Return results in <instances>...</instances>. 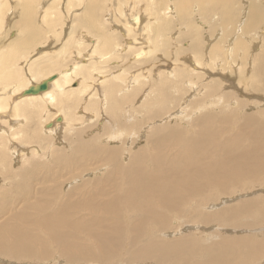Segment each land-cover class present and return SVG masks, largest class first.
Listing matches in <instances>:
<instances>
[{"label": "bare ground", "instance_id": "obj_1", "mask_svg": "<svg viewBox=\"0 0 264 264\" xmlns=\"http://www.w3.org/2000/svg\"><path fill=\"white\" fill-rule=\"evenodd\" d=\"M36 1L0 0V34L4 37L0 43V264H264V259L259 261L264 255V229L221 238L216 232L200 233V237L184 232L195 225L204 231L222 226L264 227V195L244 192L251 184L264 186V49L258 50L261 45L256 42L249 47L238 38L233 43L229 40L224 51L220 37L219 43L209 35L202 38L210 31L204 22L212 21V14L217 17L213 29L222 22L231 24L242 13V27L244 24L251 31L264 21V6L252 1L243 13L235 0H197L195 18L188 19V0H176V16L171 0H162L161 7L153 0L150 5L159 6L156 19L165 29L173 17L187 26L177 32L178 38L180 42L185 37L192 39L187 43L194 51L187 52L196 61L191 54L179 56L176 52L177 58L189 63L190 67H183L177 65L174 52L169 53L171 59L163 58L166 40L171 43V39L162 35L160 48L152 43L155 46L150 51L141 31L142 39L132 35L146 17L141 13L144 18L121 19L122 25L117 18L120 26L114 31L107 25L108 30L98 14L105 0H86L85 11L72 19L61 39L63 31L55 29L62 26V10L54 7L59 0L47 5L48 0L39 2V26L32 6ZM68 1L72 4L67 0L66 5ZM119 5L113 13L123 17ZM13 10L22 13L17 34L9 18ZM79 27L83 31L77 38ZM51 33L61 41L56 49L43 44L34 47L44 34L49 38ZM258 33L263 40L264 22ZM30 47L36 50L32 57L22 56ZM250 50L246 76L243 72ZM156 58L165 68L148 76L143 66L151 71V60ZM236 59L241 61L238 66L233 62ZM226 69H233L235 77ZM144 78L148 88L141 92ZM43 81H47L44 91L23 94ZM256 101L260 104L254 107ZM137 106L141 109L136 121ZM47 109L50 117L38 121V114L42 120ZM84 114L91 118L88 125H81ZM124 117L132 123L127 125ZM173 117L178 119L170 120ZM142 124L146 133L139 127ZM130 125L139 127L140 133L124 137L110 131ZM93 127L98 133L84 138V131ZM41 129L47 136L57 133L68 144L69 153H62L64 146L57 147L55 142L50 150L51 165L43 164V153L35 148L31 155H24L26 144L41 149L48 147H44L46 140L47 145L49 140L54 144ZM104 139L134 146L128 147L133 148L131 157L123 162L124 146H113ZM20 155L24 159L14 170L12 158L17 161ZM99 167H105L102 176L63 189L66 181ZM90 173L85 177L90 178ZM258 189L264 192V187ZM236 190L238 195L225 196ZM174 221L184 224L172 226ZM169 230L174 232L166 233ZM182 232L187 235L175 236ZM54 255L55 262L49 263Z\"/></svg>", "mask_w": 264, "mask_h": 264}, {"label": "rangeland", "instance_id": "obj_2", "mask_svg": "<svg viewBox=\"0 0 264 264\" xmlns=\"http://www.w3.org/2000/svg\"><path fill=\"white\" fill-rule=\"evenodd\" d=\"M51 0H48V1H46L45 2V5H47V3H49ZM60 1L62 2V3H60ZM65 1L67 2V0H59V2H57L56 4H54V7L55 6H57V7H59L61 10H62V13H61V17H60V22H61V24H62V26H59V27H57L56 26V30H58V29H60L61 30V32L65 29V28H67L71 23H72V19L74 18V17H76V16H81L82 14H83V12L85 11V3H83V2H85L86 0H81L82 2L81 3H79V1L78 0H74V2H73V0H72V4L71 3H69V1H68V4L66 5L65 4ZM120 2V3H118V2ZM117 1H115L114 0V2H113V0L111 1V0H105V2L102 4H100L99 5V10H98V14L99 15H101V18L103 17V19H102V22H103V20H104V24L107 26H109L110 28H111V30H113V28H114V31H116L115 30V27H117V25H118V23L117 22H119V20L118 19H120V21H122V20H125V19H127V18H132L134 15H138V16H143V15H145L144 17H142V18H144L141 22H142V24H140V26H141V28H142V26L145 24V27L143 26V29H138L137 28V30H135L136 31V33L135 32H133V34L132 35H134V36H136V37H138V38H140V39H142V35H144L145 37H146V39H148V42H149V44H150V51L152 50H154V46H153V44L155 43H157L158 45H159V48H160V46H161V40H163V36H165L164 37V39H171L172 41H171V43H170V41H168V40H166L167 41V46H166V48H168V49H166L165 48V50L163 51V52H161L162 54H163V58H170V57H168L169 56V53H170V51H171V53L172 52H174V56H175V58H177V56H176V52H179V56H181L183 53H184V55H188V54H191L194 50H193V48L192 47H189V44L188 43H190V41H192V39L191 38H188V37H185V38H182L181 39V41L183 42H180V40H179V38H178V33H180L184 28L186 29V25L185 24H183L184 22H183V20L182 19H179V17H173V18H170L171 19V21H170V25L167 27L166 26V29H165V25L163 24V23H160V22H158L157 21V17L159 18V6L161 7V2H162V0L160 1V0H158L157 2H158V5L159 6H157V5H153V8H152V6L150 5L151 4V2L153 1V0H128V1H126V0H117ZM123 1V2H122ZM135 1H136V3H135ZM244 1V2H243ZM246 1H248L249 3H247ZM252 1H255V3H256V5H259V6H261V5H263L264 6V0H235V5L236 6H240L241 7V11L244 13V10H245V7H249L250 5H251V3H252ZM37 2V3H36ZM36 2H34L33 4H32V6H34L33 7V12H34V15H35V22H36V24L39 26V12H40V7H39V2H41V0H37ZM100 2H101V0H100ZM99 2V3H100ZM111 2V3H110ZM126 2H127V4H126ZM129 2V3H128ZM130 2H131V5H130ZM135 4H134V3ZM137 2H139V3H137ZM160 2V3H159ZM188 2V5H190V6H186V8L188 7V9H187V12H188V19L190 18V17H192L193 16V19L195 18V16H194V12H193V8L194 7H196L195 5H197L199 2L197 1V0H188L187 1ZM192 2H194L193 4H192ZM113 3V4H112ZM120 4L119 5V7L121 6H123L122 7V9H120V10H123L125 13H127V14H125V13H123V11L121 12V13H123L124 15H123V17H121V15L122 14H119V13H117L116 12V14L117 15H114V6H116V8H118L117 7V5L118 4ZM176 0H171V5H172V7H173V11L175 12V16H176V14L178 15V12H177V8H176ZM262 3V4H261ZM82 4V5H81ZM106 4V5H105ZM141 4V5H140ZM248 4V5H247ZM10 5V4H9ZM36 5V6H35ZM111 5H112V8H111ZM138 7H137V6ZM106 6V7H105ZM130 6V7H129ZM145 6V7H144ZM150 6H151V9H150ZM120 7V8H121ZM132 7H133V9H132ZM143 7V8H142ZM147 7V9L145 10V8ZM43 8V7H42ZM110 8V9H109ZM134 8H136V11H135V9ZM148 8H149V10H148ZM113 9V10H112ZM139 9V10H138ZM174 9H176V11L174 10ZM264 9V8H263ZM262 9V11H261V13H262V15H264V10ZM101 10H102V13H101ZM106 10V11H105ZM133 10V11H132ZM143 10V11H142ZM158 10V11H157ZM192 10V11H191ZM135 11V12H134ZM148 11V12H147ZM18 12H20V10L18 11V10H13L11 13L12 14H10V16H9V18L11 19V24L13 25L12 26V28H13V30L14 31H16V34L17 33H19V27L17 26V22H18V19H20L21 18V12L20 13H18ZM114 12V13H113ZM129 12V13H128ZM137 12V13H136ZM101 13V14H100ZM107 13V14H106ZM133 13V14H132ZM141 13V15H139ZM154 13V14H153ZM193 13V14H192ZM149 14V15H148ZM106 16V18H105V16ZM114 15V16H113ZM239 15V16H238ZM237 16H238V18H236V19H234V21L232 20V22H231V24L230 23H226L227 25L228 24H230L229 25V27L228 28H226L225 29V26H226V24L225 23H223L222 22V24L221 25H219V27L218 26H215V28L213 29V28H211L212 26H214L213 24H214V22L217 20V17H216V15H211V20H212V18H213V20L212 21H210V20H208V21H205L204 23L205 24H207L208 25V30H209V27H210V33L209 32H207V33H204V35H203V37L202 38H205L204 36H206V35H209V37H210V39H211V41H213L214 43L215 42H217V43H219L220 42V39H219V37L222 39L221 41L222 42H220L221 43V45H224L223 46V49H224V51H225V45L226 44H228L229 43V40H232V43H233V41L235 42L236 40H238V38H241V40H244L243 42H245V43H247V45L249 46V47H251L255 42L256 43H260V45H261V47H259V45L257 46L258 47V50H260L261 48H263L264 49V46L262 47V45H264V39L262 40V38L260 37V34L258 33V27H260L262 24H263V22L261 23V24H259V25H257L258 27H255V29H254V32H253V29L251 30V31H248V28H245L244 29V27H245V25L243 24V27H242V21H241V19H242V17H243V15H242V13L241 14H238ZM241 15V16H240ZM15 16V17H14ZM110 16V18H108ZM116 16V17H115ZM128 16V17H127ZM190 16V17H189ZM113 17H114V19H113ZM126 17V18H125ZM118 18V19H117ZM122 19V20H121ZM154 20H156V22L154 21ZM173 20V21H172ZM106 21H108V22H106ZM116 21V22H115ZM146 21H149V26L150 27H153V28H151L150 29V27H148V25L146 26V23L148 24V22H146ZM109 22H111V24L112 25H110V23ZM146 22V23H145ZM153 22H155V23H153ZM234 22V23H233ZM237 22V23H236ZM14 23H15V27H14ZM107 23H109V24H107ZM150 23H151V25H150ZM158 23V25H156ZM173 23V24H172ZM191 23V21L190 22H188V26H189V24ZM119 24L120 25H122L123 24V21L122 22H119ZM152 24H153V26H152ZM161 24V25H160ZM192 24H197V23H192ZM240 24V25H239ZM115 25V26H114ZM120 25H118V26H120ZM211 25V26H210ZM107 26V27H108ZM156 26V27H155ZM238 26V27H237ZM17 27V28H16ZM109 27H108V30H109ZM190 27H192V28H194L193 26H190ZM222 27H223V29H222ZM227 27V26H226ZM234 28V30H233V28ZM168 28V29H167ZM175 30H174V29ZM219 28H221L220 30H219ZM17 29V30H16ZM149 29V30H148ZM153 29H156L155 31L156 32H152L153 31ZM162 29V30H161ZM164 29V30H163ZM195 29V28H194ZM236 29V30H235ZM241 29H242V32H241ZM81 32H80V31ZM147 30V31H146ZM161 30V31H160ZM214 30V31H213ZM221 30H223L224 31V34H223V32L221 31ZM225 30H230V31H228L229 33H226L227 31H225ZM256 30V31H255ZM4 31V30H3ZM18 31V32H17ZM82 31H83V29H82V27H79L78 28V32H76L75 33V36L78 38V37H80V35H81V33H82ZM142 32V35H139V32ZM144 31L145 32H148V33H144ZM151 33H153V34H155L154 36H153V34H151ZM172 31V33H170V32ZM219 31H220V33H219ZM247 31H248V33H247ZM85 32V31H84ZM157 32H160V33H157ZM178 32V33H177ZM231 32V33H230ZM252 32H253V34L255 35L254 37H253V35H252ZM163 33V34H162ZM167 33V34H166ZM222 33V34H221ZM226 33V34H225ZM243 33H244V36H243ZM247 33V34H246ZM2 34V33H1ZM0 34V43L4 40V37H2V35ZM157 34H159V35H157ZM177 34V36H175V35ZM229 34V35H228ZM233 34V35H232ZM63 35H64V31L62 32V34H61V39L63 38ZM150 35H151V37H150ZM163 35V36H162ZM219 35V36H218ZM224 35H226L225 37H224ZM236 35V36H235ZM252 35V36H251ZM257 35V36H256ZM96 36V35H95ZM95 36H93V38H94V40H96V41H98L97 40V36L95 37ZM148 36V37H147ZM153 36V37H152ZM158 36H160L159 38H157ZM223 36V37H222ZM240 36V37H239ZM248 36V37H247ZM176 37H177V40L178 41H176ZM129 38V37H128ZM234 40H233V39ZM236 38V39H235ZM244 38V39H243ZM248 40H247V39ZM130 39V38H129ZM145 39V38H144ZM219 41H218V40ZM254 39V40H253ZM259 39V40H258ZM159 40V41H158ZM251 42H250V41ZM259 41V42H257V41ZM224 41H225V43H224ZM246 41H248V42H246ZM40 42V43H39ZM188 42V43H187ZM237 42V41H236ZM60 43H61V41H57V37L55 36V35H53L52 33L50 34V37L48 38V35H43V37H42V39L40 40V41H36L35 43H34V47H36V45L38 44V45H40V44H43V45H49V49H52V50H54V49H56V47L57 46H59L60 45ZM153 43V44H152ZM208 43V41H207V38H206V44ZM212 43V42H211ZM223 43V44H222ZM262 43V44H261ZM173 44V45H172ZM213 44V43H212ZM37 45V46H38ZM57 45V46H56ZM55 46V47H54ZM91 46V45H90ZM175 48H174V47ZM182 46H183V49H182ZM233 46H235L234 44H233ZM34 47H30V48H28V51L25 53V54H23L22 56H24V57H26L27 55H32V54H34L35 53V51H33L34 50ZM145 47V49L147 50L148 49V52H149V46L147 45V46H144ZM181 47V49L179 50V48ZM187 47H189V50H187ZM202 47V46H201ZM89 48V46L88 47H86V49H88ZM159 48H158V50H159ZM185 48V49H184ZM32 51H31V50ZM208 48H206V50H207ZM51 50V51H52ZM175 50V51H174ZM179 50V51H178ZM182 50H185L186 51V54H185V52H183ZM249 50V49H248ZM182 51V52H181ZM187 51H190V52H187ZM34 52V53H33ZM156 52V51H155ZM233 53H234V51H233ZM72 54H74V53H72ZM159 53H157L156 55H158ZM248 54H249V56H248ZM248 54H247V57H248V61L246 62V68H245V70H244V72H243V74H247L246 76H248L249 75V68H250V56H251V50L250 51H248ZM166 55V56H165ZM192 55V54H191ZM233 55V54H232ZM224 56H228V55H225L224 54ZM24 57L23 58H21L19 61L20 62H22V60H24ZM30 57H32V56H30ZM171 58H172V56H171ZM170 58V59H171ZM179 58V57H178ZM177 58V60L178 61H176V63H177V65H181V66H183V67H190L189 66V63H185L183 60H182V58H179L178 59ZM192 58L196 61V58L194 57V55H192ZM219 59L220 58H218V59H216V60H218L219 61ZM157 60V61H156ZM156 60L155 61H153V60H151L152 61V68H151V71H153V72H151L148 68H146V66L144 65L143 66V68L144 69H146L145 70V73L146 74H148V76H152L153 74H155V73H157V72H159V71H161L163 68H165V66H164V64L165 63H163L162 61H160L159 60V58H156ZM202 60H204V59H202ZM205 60H206V57H205ZM215 60V61H216ZM247 60V59H246ZM250 60V61H249ZM181 61V62H180ZM19 62V63H20ZM109 62V61H108ZM183 62V63H182ZM207 62V61H206ZM234 62V64H237V66H238V63H241V61L239 60V59H236V60H234L233 61ZM126 63V62H125ZM205 64H207V63H205ZM200 66H201V64H200ZM202 68H205L204 67V65H202L201 66ZM158 70V71H157ZM236 71H238L237 69H235ZM155 71V72H154ZM225 72L226 73H229L232 77H235L234 76V70L233 69H231V70H225ZM245 76V77H246ZM144 80H146V82L144 81ZM143 81H144V85H143V87L141 88L142 89V91L141 92H144L145 90H146V88H148V85L146 84V83H148V81H147V79H143ZM220 82H222V80H219ZM146 84V85H145ZM144 89V90H143ZM202 90V88L200 89V91ZM228 90H230V89H228ZM231 91V90H230ZM189 92V94L190 93H192L193 91H188ZM237 93V92H236ZM194 96V95H193ZM188 97H185V98H182L181 100L182 101H180V103L182 102H184L186 99H187ZM181 103V104H182ZM259 104H260V102H258ZM257 103V101L253 104L254 105V107H255V105H257L258 104ZM180 104V105H181ZM139 107V108H138ZM141 106H137L136 107V109H135V114H136V116L133 114V119L134 118H136V121H137V119H140L139 117V115H138V110L139 109H141L140 108ZM254 107L253 108H251V110H254ZM44 109H46V107L44 108ZM79 109V108H78ZM176 109V108H175ZM186 109V108H185ZM44 110H42V112H43ZM132 111V110H131ZM185 111V110H184ZM49 111H48V109L47 110H45V112H43L42 113V120H39L40 118H41V113L40 114H38V117H37V120L38 121H44V120H46V118L48 119V117H50L48 114H50V113H48ZM51 113H52V111H51ZM85 115V114H84ZM83 115V120H85V121H82V123H81V125L82 124H84V125H88V123H89V119L91 120V118H88V117H86V115H88V114H86L85 116ZM48 116V117H47ZM46 117V118H45ZM125 118V117H124ZM126 118H127V121H125L126 120ZM125 118V122L127 123V125L128 124H131L132 123V121L133 120H131V119H129L128 117H126ZM170 119V118H169ZM175 119H178L177 117H173V118H171L170 120H175ZM93 122L95 121V119L94 120H92ZM88 122V123H87ZM125 122H123V123H125ZM130 122V123H129ZM167 122V121H166ZM174 122V121H173ZM91 123V122H90ZM96 124V123H95ZM131 126L132 125H130V127L129 126H125V127H120V129L122 130V131H119V129H110V131H114L113 133L115 134V130L116 131H118V132H120L121 134H122V136H124V135H126V137L128 136L127 134L129 133L130 135H132L131 133L132 132H136L137 134L138 133H140V129H139V127H141V129H142V132L143 133H146L147 132V130L148 129H146V130H144V128H146L143 124H142V126H139V127H135V126H132V127H134V129L132 128V131H131ZM40 128H42V125L40 124ZM126 128H127V132H126ZM130 128V129H129ZM93 129H95V131L93 132ZM93 129L91 128V130H89V131H92L93 133L92 134H90V132L89 131H87V132H85L84 131V138H87V137H90L91 135H93L95 132H96V127H93ZM125 129V130H124ZM129 130V131H128ZM144 130V131H143ZM42 129L40 130V133H42ZM131 132V133H130ZM96 133H98V132H96ZM127 133V134H126ZM43 134V133H42ZM46 136V137H51V140H53L54 141V144H53V142H51L49 139V141H48V145H47V140L44 142L45 144H44V147H45V145L46 146H48V147H46V148H42L41 149V147L39 148L36 144H26V146H24L25 147V149L26 150H24L25 152H26V154H24L25 155V157H27L28 155H31L32 153H33V151L34 150H32V148H35L36 149V152H39L40 154H42V156H44L41 160H42V162H43V164L44 165H51L52 164V157H51V155H50V150H52V147L54 148L56 145H57V147H61L62 145L64 146V147H61L62 148V153L65 151V152H67V153H69V151L68 150H66V146H68V144L66 145V141H64L65 139L61 136V137H59V136H57V133H56V135L55 134H48V136L46 135V134H43V136ZM116 135V134H115ZM44 136V137H45ZM53 137V138H52ZM125 137V136H124ZM47 139V138H46ZM59 139V140H58ZM60 140H61V142H60ZM58 141V142H57ZM55 142H56V145H55ZM103 142H109V143H111L110 141H108V140H106V139H104L103 140ZM58 143V144H57ZM60 143V144H59ZM141 143H144V139H142L141 140ZM23 144H24V142H23ZM50 144V145H49ZM115 144V145H114ZM55 145V146H54ZM111 145H113V146H116V145H121V147H122V145L124 146L121 150H123V153L125 154V156H123V158H124V160H122L123 162H126L127 161V159H128V157H131V155H132V149L134 148V146H132L133 148L131 149V150H128V147H131V146H125L124 144H118L117 142H115V143H111ZM50 146V147H49ZM38 148V149H37ZM48 148V149H47ZM127 149V150H126ZM41 150H45L46 152H48V154H45L46 152L45 151H42L41 152ZM125 150V151H124ZM24 152V153H25ZM9 154H10V152H9ZM27 155V156H26ZM10 156H11V154H10ZM42 156H39V157H42ZM12 157V156H11ZM23 156H19L18 157V159H17V161L14 159V158H12V168L15 170V169H18V167H20V165H21V163H22V160L24 159V158H22ZM121 158H122V156H121ZM44 159H46L45 161H46V163H44L45 161H44ZM41 162V161H40ZM50 162V163H49ZM18 166V167H17ZM103 168L105 169V167H99V169H97L96 168V170L93 172L92 170H86L85 171V173L83 172L82 173V175H81V178H73V179H71V180H69V181H66L65 182V184H63V189H67L68 187H70L71 185H73L74 183H77V182H81V180H87V179H94L95 177L97 178V177H100V176H102L103 175ZM101 169V170H100ZM91 172L90 173V178H87V177H85V175H87V174H89V172ZM86 172H88V173H86ZM85 174V175H84ZM93 176H95V177H93ZM2 183V181H0V185H2L1 184ZM264 186H262V187H259L258 185H253V184H251V185H249L247 188H248V190L246 189L244 192L246 193V192H250V193H252V191L255 193L254 195H264V192L263 191H259V189L258 188H263ZM13 188V187H12ZM256 190H258V191H256ZM239 190H236L235 192H234V194H232L231 196H228V195H225L227 198H229V197H234V196H236V195H238V193L237 194H235L236 192H238ZM258 192V193H257ZM225 196H222V199L223 198H225ZM237 200V199H236ZM235 200H232L231 202H229V201H227V203L225 202V204L224 205H227V204H229V203H233ZM85 219H87V218H85ZM177 224H179V225H181V224H184L183 222H178V221H174L173 222V224H172V226L173 225H177ZM197 225H195L193 228H191V229H189V230H186V231H184V232H186V233H196V235L198 236V237H200V235L201 234H208V232L209 233H214V232H216L217 233V235H218V237L219 238H221L222 237V235L224 236V237H235V236H241V235H246V234H248L247 232L248 231H255V230H260V229H264V227L263 226H259V227H256V228H252V229H247V228H241V227H239V228H230V227H221V228H211L210 230H208V231H204L203 229H200L199 227H196ZM226 229H233V230H231V231H233L232 233H228V232H225V230ZM246 229V230H245ZM191 230H192V232H191ZM195 230H197V231H195ZM220 230H221V232H220ZM235 230V231H234ZM243 232H242V231ZM264 231V230H263ZM262 231V232H263ZM168 232H174V231H171V230H169V231H166V233H168ZM184 232H182V233H180V234H175V236L176 237H180V236H183V235H187L186 233L184 234ZM201 233V234H200ZM243 233V234H242ZM200 234V235H199ZM235 234V235H234ZM236 234H238V235H236ZM226 235V236H225ZM232 235V236H231ZM261 235V234H260ZM264 233L261 235V237H262V239L264 240ZM164 236H166V234L164 235ZM167 237H169V236H167ZM52 258V259H51ZM51 258H49L50 260L48 261L49 263H52V262H55V259H56V255H54V256H52ZM264 259V255H263V257L261 258V259H259V261H260V263H262V260Z\"/></svg>", "mask_w": 264, "mask_h": 264}, {"label": "water", "instance_id": "obj_3", "mask_svg": "<svg viewBox=\"0 0 264 264\" xmlns=\"http://www.w3.org/2000/svg\"><path fill=\"white\" fill-rule=\"evenodd\" d=\"M47 88V81H43L42 83L36 85V86H29L23 91L24 95L27 94H37L39 92L44 91Z\"/></svg>", "mask_w": 264, "mask_h": 264}]
</instances>
